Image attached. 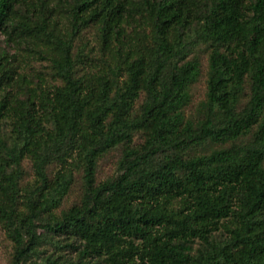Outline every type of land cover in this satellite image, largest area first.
I'll return each instance as SVG.
<instances>
[{"label":"trees","instance_id":"1","mask_svg":"<svg viewBox=\"0 0 264 264\" xmlns=\"http://www.w3.org/2000/svg\"><path fill=\"white\" fill-rule=\"evenodd\" d=\"M131 1L36 0L42 16L34 24L21 13L30 0H0V30L43 44L37 50L61 80L31 105L8 89L16 67L0 56V118L13 112L18 121L12 144L0 130V163L20 166L29 157L37 175L23 213L21 171L0 172V221L15 242L13 264H264V0ZM137 18L152 32L151 39L139 32L135 59L111 65L109 74L80 72L75 38L85 28L99 24L116 58L125 51L123 22ZM199 43L211 51L204 115L195 119L185 107L201 74L200 60L189 58ZM247 83L250 98L239 109ZM136 131L145 136L138 146ZM251 132L250 141L236 142ZM208 140L233 144L191 153ZM120 143V173L97 182L99 158ZM55 159L62 170L52 182L47 166ZM69 159L84 166L86 189L58 216ZM177 198L185 205L176 209ZM234 214L230 235L213 239V228ZM47 232L71 239L68 245L79 241L80 258L28 263ZM196 236L203 247L193 252Z\"/></svg>","mask_w":264,"mask_h":264},{"label":"rangeland","instance_id":"2","mask_svg":"<svg viewBox=\"0 0 264 264\" xmlns=\"http://www.w3.org/2000/svg\"><path fill=\"white\" fill-rule=\"evenodd\" d=\"M142 0H132L131 3L139 5ZM36 0H30L29 6L24 5L21 13L29 14L32 22L36 24V19L42 16L41 7ZM141 14L147 17L146 11ZM60 18V21L66 24V18L62 15L55 14ZM125 31L127 32L123 38L125 43V51L122 56L113 57L108 48H105V40L102 37L99 24H93L85 28L80 35L75 38L74 53L83 54V61L80 63V72L92 71L95 76L110 73V66L116 64H126L135 59L138 55L136 43L140 40L139 32L145 34L148 39H151L152 26L144 19L137 18L136 20H128L123 22ZM35 42L30 37L19 38L16 35H9L6 31L0 30V56L2 53L11 56V64L16 67V72L13 74V82L8 89H12L15 96L32 103L39 105L44 96L51 94L56 85L61 84V80L55 75L52 62L46 58L45 54L38 51L43 44ZM211 49L205 43L195 45L189 58H198L201 62V74L199 79L191 86V101L185 107V113L188 118L198 119L204 114L201 108L207 99V80L209 70V56ZM3 63V62H2ZM2 63L0 67H2ZM250 98V84H246L245 92L238 105V108H243ZM145 99V94H142L136 101L135 110L140 111V107ZM47 105L48 110H51V100ZM48 128H52L53 123L50 118L45 120ZM18 121L13 112L6 113L0 118V130L5 134L6 139L10 144L17 133ZM252 132L236 140L237 143H245L252 139ZM145 136L143 132L136 131L133 135V145L138 146L144 142ZM233 144V141L225 143L214 142L208 140L204 146L193 149L191 153H207L215 148L228 147ZM125 144L120 143L116 147L105 152L98 160L96 180L97 182L115 178L120 173V160L124 154ZM69 172L71 173V183L67 193L61 199L58 207L54 212L59 216L63 210L70 208L75 204H80L85 193L84 166L79 159L71 161ZM5 170V175H16L21 171L19 179V208L23 213L28 211L26 198L30 190L36 185V171L31 158L26 157L20 166L16 164H1L0 172ZM62 170V164L58 160L51 161L47 166V173L52 182L55 181L58 171ZM3 175H0L2 178ZM5 182H8L6 179ZM185 205V201L177 198L172 203L173 208H180ZM238 224L236 214L227 219H222L217 228L212 230V238L222 240L230 235L231 229ZM38 230H41L40 228ZM75 245L79 241H75ZM193 252H196L200 247H203V241L198 236L194 237L191 242ZM71 244V239L65 236H59L51 232L44 235L43 241L38 245L37 250L28 258V263L32 261L44 262L47 258H59L60 260L71 259L78 260L80 258L79 251L75 245ZM15 252V242L9 234L7 227L0 221V264H13Z\"/></svg>","mask_w":264,"mask_h":264}]
</instances>
